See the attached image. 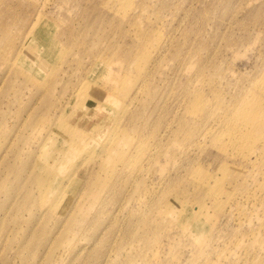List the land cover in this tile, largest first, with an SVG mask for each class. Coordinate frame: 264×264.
<instances>
[{
    "label": "rangeland",
    "instance_id": "obj_1",
    "mask_svg": "<svg viewBox=\"0 0 264 264\" xmlns=\"http://www.w3.org/2000/svg\"><path fill=\"white\" fill-rule=\"evenodd\" d=\"M262 260L264 0H0V264Z\"/></svg>",
    "mask_w": 264,
    "mask_h": 264
},
{
    "label": "bare ground",
    "instance_id": "obj_2",
    "mask_svg": "<svg viewBox=\"0 0 264 264\" xmlns=\"http://www.w3.org/2000/svg\"><path fill=\"white\" fill-rule=\"evenodd\" d=\"M84 96L89 97V101L86 102L87 103L86 106L87 109H89V113L86 116H84V118L80 121L82 130L74 133L68 131L65 128L61 129V132L65 134V139H64L65 145L63 150L60 152L61 156L68 153L69 149L74 145H80L86 147L87 143L93 144L95 142L94 141L96 137L95 135H100L101 137L103 136V133L107 132L108 130L110 124L109 122L111 118V115L109 114L112 104L111 99L106 97L105 95H102L101 93H97L90 85L83 86L82 89L83 99H85ZM54 141L55 139L51 140V145L54 143ZM55 159H57V157ZM198 224L199 222L197 221L194 222L193 225L187 228V232L199 244H201L203 243L204 239L208 236L209 233L207 229H209L210 226L209 223L201 222L204 228H200L198 227ZM261 264H264V260L261 261Z\"/></svg>",
    "mask_w": 264,
    "mask_h": 264
}]
</instances>
